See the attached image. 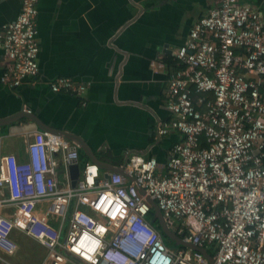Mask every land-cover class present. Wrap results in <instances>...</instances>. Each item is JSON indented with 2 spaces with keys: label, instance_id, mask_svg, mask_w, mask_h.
Listing matches in <instances>:
<instances>
[{
  "label": "built area",
  "instance_id": "built-area-1",
  "mask_svg": "<svg viewBox=\"0 0 264 264\" xmlns=\"http://www.w3.org/2000/svg\"><path fill=\"white\" fill-rule=\"evenodd\" d=\"M38 4L21 0L18 17L0 29L1 82L9 87L39 74ZM175 60L179 70L165 92L174 118L158 135L176 131L181 138L166 170L156 158L136 154L123 166L132 180L87 162L73 188L78 145L38 131L27 158L9 155L0 162V190L8 192L0 196V253L18 252L16 230L48 250L43 264H79L66 253L81 264H210L200 252L167 245L152 223L150 197L168 227L206 249L216 264H264V10L213 0ZM51 89L81 97L88 85L59 77ZM61 162L67 188L58 181ZM6 207L11 217L1 214Z\"/></svg>",
  "mask_w": 264,
  "mask_h": 264
},
{
  "label": "crops",
  "instance_id": "crops-1",
  "mask_svg": "<svg viewBox=\"0 0 264 264\" xmlns=\"http://www.w3.org/2000/svg\"><path fill=\"white\" fill-rule=\"evenodd\" d=\"M240 1L264 10V0ZM212 6L213 0H39V74L19 88L4 85L0 48V162L9 155L27 158L29 143L42 131L37 120L81 138L111 165L123 167L140 154L156 158L164 172L168 153L181 138L176 131L158 135L160 125L174 118L165 92L176 72L175 53ZM20 10L21 0L0 1V29ZM59 77L87 84L86 94L53 92ZM78 147L80 166L92 162ZM58 181L68 187L62 162ZM2 193L8 196L7 190ZM1 214L11 217L12 209ZM51 223L59 226L56 219ZM16 240L18 252L0 253V264L44 263V246L22 232Z\"/></svg>",
  "mask_w": 264,
  "mask_h": 264
},
{
  "label": "water",
  "instance_id": "water-1",
  "mask_svg": "<svg viewBox=\"0 0 264 264\" xmlns=\"http://www.w3.org/2000/svg\"><path fill=\"white\" fill-rule=\"evenodd\" d=\"M35 122L37 124V127L40 128V130L49 131L51 133L63 135L68 140L77 143L80 146V148H82L86 152V154L89 155V157L92 160V162L97 164L102 171H110V172H115V173L116 172L117 173H121L124 176H127V177L131 178L132 180H134L133 176L127 175L124 172L123 167H118V166H115V165H111V164L103 161L101 158H99L92 150H90L88 145L81 138L73 137V135H70L69 133H65L63 131L50 129V128L46 127L45 125H41V123L37 122V120H35ZM70 174H71L72 186H73V188H75L77 186V182H78V180L80 178V175H81V166H80V164H76V165L70 167ZM135 183H136L137 187L139 188L141 194L145 196L146 192L141 187L139 182L135 180ZM146 199L152 205V208H153L152 216L154 218V221H157L159 223L160 231L162 232L164 238L173 241L177 248L186 247V248H189V249H191L193 251L200 252L208 259L210 264H216L214 259H213V257L206 251V249L199 248L197 246L189 244L186 241H184L182 239V237H180L176 233H174L168 227V225H167V223H166V221L164 219L163 213L160 210L158 204L155 201H153L150 197H146ZM72 210H73V207L71 208L69 215L72 213ZM66 228H67V225L65 226V228L63 230V236L65 235ZM66 256L68 258H70L71 260L75 261L76 263L81 264L80 261L77 260L76 258H74L73 256H71V255H69L67 253H66Z\"/></svg>",
  "mask_w": 264,
  "mask_h": 264
},
{
  "label": "rangeland",
  "instance_id": "rangeland-1",
  "mask_svg": "<svg viewBox=\"0 0 264 264\" xmlns=\"http://www.w3.org/2000/svg\"><path fill=\"white\" fill-rule=\"evenodd\" d=\"M45 206H47V204L45 205ZM20 231H14L13 232V235H12V237L16 240V236L18 237V233H19ZM21 233V232H20ZM165 240H168V239H166L165 238ZM17 241V240H16ZM168 241H170V243H171V248L172 249H177V247H176V245H175V243L173 242V241H171V240H168ZM167 242V241H166ZM22 246V245H21ZM68 264H74V263H72V262H69Z\"/></svg>",
  "mask_w": 264,
  "mask_h": 264
},
{
  "label": "trees",
  "instance_id": "trees-1",
  "mask_svg": "<svg viewBox=\"0 0 264 264\" xmlns=\"http://www.w3.org/2000/svg\"><path fill=\"white\" fill-rule=\"evenodd\" d=\"M173 65L175 66V71H176L175 73H177V71H178L179 69H178V67H177L176 63L174 62V64H173ZM152 223H153V225H154L156 228L160 229V227H159V223H158L157 221H154V218H153V216H152ZM166 241H167V242H166V243H167V245H168V246H170V245H171V243H169V242H168V240H166ZM170 247H171V246H170Z\"/></svg>",
  "mask_w": 264,
  "mask_h": 264
}]
</instances>
